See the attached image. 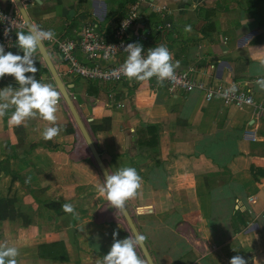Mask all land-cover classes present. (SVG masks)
Instances as JSON below:
<instances>
[{
	"label": "crops",
	"instance_id": "0c3cea01",
	"mask_svg": "<svg viewBox=\"0 0 264 264\" xmlns=\"http://www.w3.org/2000/svg\"><path fill=\"white\" fill-rule=\"evenodd\" d=\"M135 1L34 0L27 10L38 28L59 39L76 38L87 23L108 37ZM154 1L161 10L141 2L130 28L147 33L144 54L164 44L180 61L178 70L205 84L235 82L251 90L253 105L207 101L199 89L176 90L155 78L89 81L65 74L58 52L45 43L49 55L107 169L130 166L142 177L138 197L126 206L155 264H229L236 255L264 264V118L258 111L264 90L255 83L264 77V0ZM0 8L16 12L12 0H0ZM125 58L118 54L111 62ZM39 59L37 53L35 78L55 87ZM8 85L19 87L6 75L0 89ZM57 117L61 132L53 141L41 136L45 121L13 128L7 116L0 120V217L14 225L0 242L19 249L18 264H99L113 233L115 239L130 234L120 211L97 198L103 178L62 98ZM148 124L156 130L150 144ZM64 203L78 216L66 214ZM41 244L51 254L59 247L67 258L41 257Z\"/></svg>",
	"mask_w": 264,
	"mask_h": 264
},
{
	"label": "clouds",
	"instance_id": "9594fccd",
	"mask_svg": "<svg viewBox=\"0 0 264 264\" xmlns=\"http://www.w3.org/2000/svg\"><path fill=\"white\" fill-rule=\"evenodd\" d=\"M42 2L43 0H37V3ZM27 28L26 32L16 33V47L23 55L5 52L4 46L0 44V79L9 75L19 85L16 88L8 85L0 89V120L7 116V123L13 128L26 127L31 120L45 121L47 123L41 136L44 141H53L61 132L57 124L61 93L53 84L35 78L38 69L34 58L45 40H55V33L52 30L40 29L34 24L28 25ZM8 31L5 30V35H8ZM185 31H191L190 26H186ZM124 51L127 52V57L119 74L126 79L143 84L155 78L160 86H163L165 81L176 79V69L180 67V61L174 60L173 53L166 45L160 44L150 48L147 55L143 54V46L139 43L128 44ZM27 73L32 75H26ZM255 83L264 90V77L258 78ZM236 91L237 86L232 84L223 95L227 97ZM9 110H12L10 115ZM142 184V177L134 167H123L114 172L108 170L102 183L95 186L96 196L107 201L109 207L123 211L129 201L138 197ZM62 209L66 214L78 216L71 203H64ZM137 211L139 213L143 209ZM116 235L113 233L114 242L99 264H147L139 253L147 240L145 235L130 231L128 237L115 239ZM19 255L16 246H10L7 241L0 242V264H18ZM229 264H247V261L236 255L231 257Z\"/></svg>",
	"mask_w": 264,
	"mask_h": 264
},
{
	"label": "built area",
	"instance_id": "2783aa9c",
	"mask_svg": "<svg viewBox=\"0 0 264 264\" xmlns=\"http://www.w3.org/2000/svg\"><path fill=\"white\" fill-rule=\"evenodd\" d=\"M33 1L22 0L25 5ZM141 2H146L155 11L161 10L154 0H136L130 5L124 18L111 30L108 37L99 29L97 24L87 23L81 27L76 38L59 39L55 35V40H45L44 43H52L65 66L64 73L67 75L107 83L125 80L126 78L119 72L126 58L121 62H111V60L118 54H125L127 57V52L124 49L128 44H140L146 39L147 33H130V28H133L140 14L139 4ZM165 25L170 26L169 23H165ZM6 29L9 30L8 35H5ZM24 30H26V26L18 12L0 8V44L4 46L5 52L11 51L14 54H20L16 47V33ZM77 50L82 52L85 59L78 58ZM164 83L173 89L185 92L199 89L204 92L207 101L218 99L227 106L241 108L254 104L251 90L239 87L235 82L205 84L195 78L188 70L176 69V79ZM232 84L237 86V91L225 97L223 93ZM258 111L264 118V102L258 106Z\"/></svg>",
	"mask_w": 264,
	"mask_h": 264
},
{
	"label": "water",
	"instance_id": "95a60500",
	"mask_svg": "<svg viewBox=\"0 0 264 264\" xmlns=\"http://www.w3.org/2000/svg\"><path fill=\"white\" fill-rule=\"evenodd\" d=\"M13 2V0H12ZM16 9V12L21 16L23 19L26 30H28V25H33V20L31 19L28 10L27 5L23 4L22 0H15V3H13ZM35 25V24H34ZM38 54L40 55L42 61L44 62L45 66L47 67L54 83L56 89L61 93V98L63 99L64 105L66 106L67 110L69 111L74 124L76 126V129L81 136L83 142L85 143L88 152L89 157L92 160V162L96 165L98 170L100 171V174L104 180L105 173L108 171L104 161L101 159V156L95 146L94 140L91 137V134L88 131L87 125L85 120L81 117L79 114L72 97L68 91V85L65 81L61 78L59 72L57 71V68L55 67V64L53 60L51 59L49 52H48V46L43 42V44L40 46L38 50ZM121 216L123 218V224L128 230L129 234L130 231L132 232H139L129 210L127 209V206H125V209L123 211H120ZM143 256V258L146 260L147 264H155L149 249L147 245L145 244L142 249L139 250Z\"/></svg>",
	"mask_w": 264,
	"mask_h": 264
},
{
	"label": "trees",
	"instance_id": "16d2710c",
	"mask_svg": "<svg viewBox=\"0 0 264 264\" xmlns=\"http://www.w3.org/2000/svg\"><path fill=\"white\" fill-rule=\"evenodd\" d=\"M24 31L26 32L27 30H24ZM144 128L147 129L151 134V138L147 141V143L148 142H149V144L152 142L154 143L155 133H156L155 126L148 124V125L144 126ZM139 141L143 142V140H139ZM54 245H57V244H54ZM46 247H47L46 244L39 245V255L41 257H43V258H54V259H59V258L66 259L67 258L66 252H64V254H61V255L58 254V252L60 251L59 247H56V249H55L56 254L55 253L51 254V250L48 251V249H45ZM63 250L65 251V249H63Z\"/></svg>",
	"mask_w": 264,
	"mask_h": 264
},
{
	"label": "rangeland",
	"instance_id": "374dc122",
	"mask_svg": "<svg viewBox=\"0 0 264 264\" xmlns=\"http://www.w3.org/2000/svg\"><path fill=\"white\" fill-rule=\"evenodd\" d=\"M12 228H14L13 223L10 221V218L7 216H2L0 217V236L2 235L3 237V233L4 230L6 232V235L8 236L7 239H9V237L12 236V234H10V229L12 230ZM17 240H19L17 238Z\"/></svg>",
	"mask_w": 264,
	"mask_h": 264
}]
</instances>
